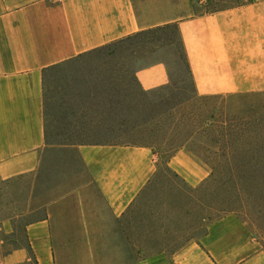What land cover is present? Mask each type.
I'll return each instance as SVG.
<instances>
[{"label": "crops", "instance_id": "1", "mask_svg": "<svg viewBox=\"0 0 264 264\" xmlns=\"http://www.w3.org/2000/svg\"><path fill=\"white\" fill-rule=\"evenodd\" d=\"M193 11L192 0H0V181L35 174L49 151L46 75L84 59H114V54L93 51L138 34L175 28L197 97L264 94V0H237L231 7L198 15ZM80 72L87 78L89 95L81 102H63V107L99 111L92 114L94 121L69 124L64 132L109 134L113 123L105 118L117 115L112 110L132 107L127 84L123 91L120 85L113 88L127 71ZM130 76L141 93L169 83L168 67L159 60ZM72 150L79 171L40 195L42 218L25 226V246L6 253L0 264H112L107 254L132 252L120 222L157 176L156 155L149 147L118 144ZM166 168L189 189L207 177L205 166L183 149L170 157ZM139 247L132 260L124 256V262L115 258L113 264H163L161 256L144 259ZM171 261L264 264V251L212 225L175 250Z\"/></svg>", "mask_w": 264, "mask_h": 264}, {"label": "rangeland", "instance_id": "2", "mask_svg": "<svg viewBox=\"0 0 264 264\" xmlns=\"http://www.w3.org/2000/svg\"><path fill=\"white\" fill-rule=\"evenodd\" d=\"M236 3L237 0H192L193 14L225 9ZM94 53L115 57L80 60L46 75L44 100L49 151L42 155L35 174L0 181V260L12 249L25 246V226L43 216L44 200L40 195L77 174L80 162L72 149L82 144L145 145L158 159L157 176L120 222L132 252L126 256L122 252L107 254L112 264L115 258L124 262V256L125 260H132L138 255L134 250L140 244L144 259L161 256L163 264H173V252L189 239L201 237L212 225L264 251V162L258 168L250 163L228 166L220 158L227 148L210 141L218 139L228 124L237 127L239 122L264 119V94L197 97L172 29L119 41ZM155 60L166 63L169 83L156 91L141 93L130 72ZM106 68L127 71L128 76L118 78L113 88L118 90L120 85L123 91V85L127 84L126 95L132 107L112 110L117 115L105 118V122L113 123L109 134L64 132L69 124L94 121L92 114L99 111L63 107V102H81L89 95L87 78L80 71ZM257 128L262 132L264 123ZM239 134L249 136L247 131ZM93 136L118 139H64ZM180 146L207 171L204 182L194 189L183 185L165 167L174 148ZM241 155L240 159L247 161V156Z\"/></svg>", "mask_w": 264, "mask_h": 264}, {"label": "trees", "instance_id": "3", "mask_svg": "<svg viewBox=\"0 0 264 264\" xmlns=\"http://www.w3.org/2000/svg\"><path fill=\"white\" fill-rule=\"evenodd\" d=\"M164 29H172L176 33L174 27H166V28L157 29L154 31H149V32H145L142 34H138V35H135L133 37L127 38L125 40H129L131 38L141 36V35H144L146 33H156V32L162 31ZM176 35H177V33H176ZM179 43H180V41H179ZM180 47H181V44H180ZM101 49H103V48H101ZM101 49H98V50H101ZM181 49H182V47H181ZM98 50L93 51V53L97 52ZM182 54H183V64L185 65V67L188 71V65H187V61H186L183 50H182ZM257 120H253L252 123H250V122H245V123L239 122L236 125L237 127L231 126L228 124L227 125L228 127L223 129V133H221V135L218 136V139L210 140L211 142H215L216 144L220 143L221 146L223 144L224 148H227V150H225L224 152H221V155H220V158L225 162V164H227L228 166H234V165H237V163L238 164L250 163L254 167L258 168L261 165V163L264 162V130L261 132L260 130H258L259 128H257L260 124L264 123V119H257ZM245 131L248 132L249 136L239 134V132L244 133ZM190 140L191 139L189 138L185 142L187 143ZM239 144H240V146H239ZM82 145H87V144H82ZM236 145L238 147L235 148ZM133 146H145V145H133ZM232 146H234L233 150H231ZM145 147H147V146H145ZM181 148H182V146L174 148V150H173L174 153L181 150ZM244 149H245V151H243ZM242 153L245 156H247V161L240 159V158H243V157H241ZM248 159H250V160H248ZM165 167H166V164H165Z\"/></svg>", "mask_w": 264, "mask_h": 264}, {"label": "built area", "instance_id": "4", "mask_svg": "<svg viewBox=\"0 0 264 264\" xmlns=\"http://www.w3.org/2000/svg\"><path fill=\"white\" fill-rule=\"evenodd\" d=\"M51 1H55V0H51Z\"/></svg>", "mask_w": 264, "mask_h": 264}]
</instances>
